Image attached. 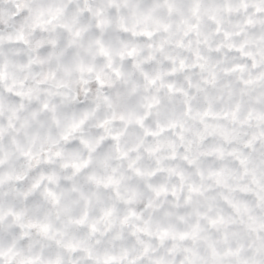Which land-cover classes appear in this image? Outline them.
<instances>
[{
	"label": "clouds",
	"instance_id": "9594fccd",
	"mask_svg": "<svg viewBox=\"0 0 264 264\" xmlns=\"http://www.w3.org/2000/svg\"><path fill=\"white\" fill-rule=\"evenodd\" d=\"M0 264H264V0H0Z\"/></svg>",
	"mask_w": 264,
	"mask_h": 264
}]
</instances>
